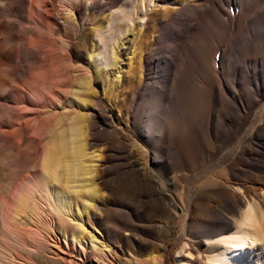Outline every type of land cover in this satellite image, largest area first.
Listing matches in <instances>:
<instances>
[{
    "label": "rangeland",
    "instance_id": "1",
    "mask_svg": "<svg viewBox=\"0 0 264 264\" xmlns=\"http://www.w3.org/2000/svg\"><path fill=\"white\" fill-rule=\"evenodd\" d=\"M47 1L60 14L65 13V5L73 11L70 23L56 37V84L62 100H67L61 105L63 122L56 146L58 181L46 177L42 182L65 188L69 180L64 179V151L68 147L72 151L78 134L85 149L97 158L91 160L95 163L89 174L68 185L82 189L95 185L98 191L89 195L87 204L81 200L77 206L61 201V196L53 212L48 210L44 189L42 244L38 241L36 246L31 235L26 243L29 249L25 245L26 251H20V245L10 244L0 228V255L11 254L18 264H87L93 255L87 260L82 253L73 257L81 245L87 250L106 249L110 260L114 251L118 264H180L178 253L188 241L187 250L193 246L200 255L198 260L192 251L191 264H206V258L221 249L205 244V239L213 241L232 231L221 232L226 226L216 217L232 214L233 189L264 194V0H199L197 12L204 13L206 31L195 39L198 56L188 51L189 45L174 42L177 37L188 42L189 32L173 34L168 24L176 19L192 28L189 21L197 14L181 9L187 0H157L147 25L141 28L135 23L117 42L104 86L90 59L96 46L95 29L107 26L118 11L133 12L135 3ZM208 1L215 4L213 13L205 8ZM232 1H238L234 8ZM34 23L27 5L0 10V31L5 34L4 38L0 34V77L30 90L38 85V76L48 78L44 59L28 54L36 42H43ZM178 51L191 58L184 77L165 67ZM204 54L205 58H199ZM0 101V113L13 105L10 98ZM36 103L33 100L27 106L34 109ZM79 113L87 118L79 120ZM34 123L25 135L11 140L0 135V157L6 160L0 169L5 176L0 181L3 203L7 200L12 205L15 197L37 186L36 172L44 154L35 130L38 123ZM25 148L32 162H13ZM76 195L69 191L70 198ZM81 224L95 236L93 240L84 236ZM79 237L85 239L78 244ZM244 264H264V251L257 250Z\"/></svg>",
    "mask_w": 264,
    "mask_h": 264
},
{
    "label": "bare ground",
    "instance_id": "2",
    "mask_svg": "<svg viewBox=\"0 0 264 264\" xmlns=\"http://www.w3.org/2000/svg\"><path fill=\"white\" fill-rule=\"evenodd\" d=\"M132 1L135 3L133 12L124 13L122 11H118L117 13H114V15L112 14L114 17L112 16L113 19L108 23L107 26L95 29L96 46L94 49V55L91 56L90 59L94 60L96 63V75L99 74V78L103 86L105 85L107 77L109 76L108 68L110 67V60L115 59L114 49L119 48L117 42L123 35L127 34L128 29L131 30L135 23L139 24L141 28L145 27L151 17V13L156 11L155 4L157 0ZM198 1L199 0H187L186 5L181 6V9L185 10L186 12L193 11L195 14H197L194 19H191L189 21V27L192 26V28H185L182 24L178 23L176 19H171L170 21H168L173 34L175 30L179 34H184L185 31L189 32L187 37L188 42L183 41L181 37H177L176 39H174V42L176 44L180 43L182 45H189L188 51L196 55L199 54V48L195 44V39L199 36V34H203L206 31L204 13L201 12L199 14L197 12V9L199 7L198 4H200L198 3ZM14 4L27 5L31 9V18L35 20V30L38 29L41 31L40 33L43 42H36L33 48L28 49V54H30L32 57H35L37 60L44 59L42 61H45L47 63L48 68V72L46 73L48 74V78L44 80L43 78L41 79L40 76H38L35 81V83H37L38 85L35 84L33 90L16 85V83L12 82V80H6L0 77V99H5L6 97L12 99L13 101V105L7 106L8 109L7 107H5L7 111L0 113V117H3V120L0 122H2V125L4 124L7 128H9L8 131V129H4L1 126L0 135L6 136L7 140L13 139V137H15L16 135H25L30 130V126L32 125V123L35 122L38 123V125L36 124L35 130L39 131L40 133V145L43 147L42 153L44 154V156L39 171L37 170L38 168H36L39 164V161L35 160L33 163V169L35 167L34 170H37L36 188H33V191L29 192L26 195L21 196L20 194L18 197H15L16 199L14 200L12 205L8 204L9 202H7L6 199L5 200L8 206L5 201L4 203L0 201V228H3V230L5 229L4 233L6 235L4 236V238L7 239V241H11L12 243L10 244H13L14 242V244L16 243L18 246L20 245V248H17L18 250L26 251V248L24 246L27 242H29L27 241L29 240V236L31 237L32 235L34 241L36 239V246H38L37 243L41 238H39V236L41 235L40 225L42 224L41 210L43 202L42 195L44 189H47L48 191V200L50 203V207L48 209L49 211L54 212L56 210L55 204L61 196L63 197L61 201L66 200L70 202V204L73 203L74 206L80 204L81 200L85 201V203L87 204L90 200L89 195L94 194L96 191H98L96 186L93 185L91 187H87L86 189H82V187L73 185L69 186L68 184L80 182L79 178L81 176L89 174L87 171H89L95 163L94 161L91 162V160L96 159L97 155L95 152L89 153L85 149L84 140H82L81 138L79 139L78 134H76L75 139L77 140V142H73L72 151L70 147H68L67 150L64 151L67 153V157L63 162L66 175L64 179L69 180L70 182H66L65 188L61 189H57V187L53 185L48 186L42 182L46 179V177L47 180H56V173H58V167L60 165V155L56 149V146L58 137L61 132L60 123L63 122L61 121V105H66L65 103L67 100H62L59 89L60 85L58 84V87L56 84V37L59 36L60 29L63 28V25L70 23V14H72L73 10L70 6L65 5L64 10L66 14H60V12L56 11L57 9L54 7V5H51L47 0H0V10H5ZM237 4L238 1H232V8H234ZM204 5L205 8L210 11V13H213L215 11V9L211 6L215 5L213 2L208 1ZM230 5L231 4L229 3L227 6L230 7ZM229 7H227V9H229ZM220 11L223 12L222 10ZM226 14L227 12L223 13V15ZM60 20H63L64 23H60ZM35 30H32V32H34ZM0 34L3 38L5 37L3 31H0ZM44 40H47V45H44ZM45 46L48 47V51L43 50ZM202 57L205 58L206 54H204V56L199 55V58ZM190 59L191 58L185 55L184 52L178 51L170 59V63H168L169 65H166L165 67L175 72L180 77H184L188 73ZM208 65L209 69L213 70V63L209 62ZM91 83L92 82L89 81L88 86H90ZM6 86H8L9 90H6ZM207 88H211V86L209 85V87ZM93 94L95 93L93 92ZM33 100H37V103L35 104L34 109H29L27 106V102H33ZM3 108L4 106L2 107V109ZM65 114L67 113H64V115ZM78 115L79 120L84 121L87 118V115H85L84 113H79ZM20 154L21 156H19L18 158H12L13 162H20L24 165L32 162L30 159L32 157L28 155L26 148ZM86 159H89L90 161L85 162ZM4 162H6V160L0 157V169L4 165ZM31 165L32 164H30L29 166ZM3 177L5 176L0 173V181L4 179ZM67 185L70 188H67ZM72 189L77 194L73 199L69 196V191L72 192ZM23 190L24 188L22 189V191ZM234 194H236V196L232 198V214H219V216L216 217L218 220H221V222L226 226V228L221 230V232H223L224 230L232 231L215 238L213 241L210 239H205V244L206 242L207 244L211 242L213 246L215 245L221 249V251L216 256L207 257L206 264H244V262L249 259L257 250L264 251V194L261 196H256V194H253L252 192H250V190L241 191L240 189H233L232 195ZM5 206H7V209L3 211L5 209ZM79 228H82L84 236H89L88 238L92 240L94 239L95 236H90V233L86 232V229L82 224L79 226ZM215 235H217V233ZM84 239V237H79L76 242L79 244L80 241H83ZM92 240L91 242H93ZM6 243L4 242V244ZM40 243L42 244V242ZM188 246V241H185L182 249L178 253V262H180V264H191L190 259L191 255H193L192 251L195 254H198L197 259L199 260V252L195 250L193 246H191L190 248L191 251L187 250ZM15 247L17 246L15 245ZM15 247L13 249H15ZM32 248L33 246L31 247V249ZM78 248L79 251H77L75 255H73V257L80 256L82 253L85 258L84 260H87L91 255H93L92 260H87V264H118L117 262L119 261V259L117 258L114 251L110 253L112 257V260H110L105 253L106 249L104 248L90 247L87 250L81 245H78ZM74 249L76 250V247ZM10 251H8L7 253H12ZM19 256H22V254H19ZM0 264L18 263H16V260L11 257V254H9L8 256L0 255Z\"/></svg>",
    "mask_w": 264,
    "mask_h": 264
}]
</instances>
